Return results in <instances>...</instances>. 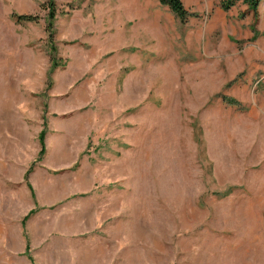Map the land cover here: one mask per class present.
<instances>
[{
    "label": "rangeland",
    "instance_id": "374dc122",
    "mask_svg": "<svg viewBox=\"0 0 264 264\" xmlns=\"http://www.w3.org/2000/svg\"><path fill=\"white\" fill-rule=\"evenodd\" d=\"M46 1L0 0V264H264V0H56L52 74Z\"/></svg>",
    "mask_w": 264,
    "mask_h": 264
},
{
    "label": "trees",
    "instance_id": "16d2710c",
    "mask_svg": "<svg viewBox=\"0 0 264 264\" xmlns=\"http://www.w3.org/2000/svg\"><path fill=\"white\" fill-rule=\"evenodd\" d=\"M263 0H219L220 6L224 11H230L233 7L238 5L239 3L246 4L252 11L257 12L259 9V6ZM159 2L164 5L168 6L170 10L184 23L186 22L191 16L194 15L193 12H190V10L185 6L183 0H159ZM46 4L49 5L50 13L52 14V18L49 24H48V32L50 35V48H51V61L53 62L52 68H51V74L54 72L58 66H59V60L57 57V47L55 46V29H54V18H55V9H56V0H47ZM14 17L17 18L19 22L21 21H32L36 20L37 16L32 14H13ZM47 130L44 129L40 136V145L41 149L39 151V159H42V157L46 153V145H45V138H46ZM36 162V161H35ZM34 164L29 169L30 171L27 172L26 178L28 179L29 173H31L32 167H34ZM36 210L33 209L29 212V214L25 217V220L31 217L33 213H35Z\"/></svg>",
    "mask_w": 264,
    "mask_h": 264
},
{
    "label": "crops",
    "instance_id": "0c3cea01",
    "mask_svg": "<svg viewBox=\"0 0 264 264\" xmlns=\"http://www.w3.org/2000/svg\"><path fill=\"white\" fill-rule=\"evenodd\" d=\"M128 4V2H126Z\"/></svg>",
    "mask_w": 264,
    "mask_h": 264
}]
</instances>
